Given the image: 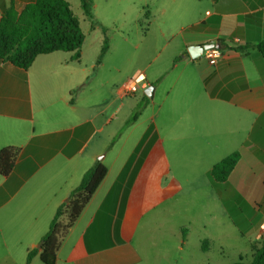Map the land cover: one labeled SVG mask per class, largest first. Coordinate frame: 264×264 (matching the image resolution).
Segmentation results:
<instances>
[{
  "label": "crops",
  "instance_id": "1",
  "mask_svg": "<svg viewBox=\"0 0 264 264\" xmlns=\"http://www.w3.org/2000/svg\"><path fill=\"white\" fill-rule=\"evenodd\" d=\"M11 1L21 11L33 0H0V15ZM145 6V29L132 34L94 15L78 60L53 52L27 70L0 63V151L18 149L0 176V264L25 263L97 161L106 176L56 264L247 263L262 242L264 0ZM208 44L219 45L215 65L205 50L188 54ZM136 73L146 86L126 95ZM235 152L218 193L211 169ZM230 248L231 261L211 263ZM30 264L43 263L36 255Z\"/></svg>",
  "mask_w": 264,
  "mask_h": 264
},
{
  "label": "trees",
  "instance_id": "2",
  "mask_svg": "<svg viewBox=\"0 0 264 264\" xmlns=\"http://www.w3.org/2000/svg\"><path fill=\"white\" fill-rule=\"evenodd\" d=\"M80 6L92 26L97 25L92 9V0H80ZM148 14L144 19L148 21ZM147 23V22H146ZM84 42L77 18L65 0H33L17 11L13 1L0 15V63H10L27 70L39 55L53 52H71L78 60ZM264 59V42L256 45ZM107 50L104 41L101 55ZM181 57L176 60H180ZM18 155V149L7 147L0 151V176L6 177L11 172ZM235 152L211 169V180L219 193L220 185L227 179L239 160ZM107 169L100 161L95 162L82 176L79 184L69 194L68 201L62 203L43 235L41 247L28 252L25 263L38 255L43 264H56L58 247L74 225L85 206L105 178ZM250 262L239 261L232 264H264V241L252 245Z\"/></svg>",
  "mask_w": 264,
  "mask_h": 264
},
{
  "label": "rangeland",
  "instance_id": "3",
  "mask_svg": "<svg viewBox=\"0 0 264 264\" xmlns=\"http://www.w3.org/2000/svg\"><path fill=\"white\" fill-rule=\"evenodd\" d=\"M65 1L68 2L73 15L77 18L82 32L87 31L90 20L84 15L80 6V0ZM145 8V0H94V2L92 0L93 14L105 25L112 27L111 25L114 23L118 30L126 34H132L135 30L143 31L145 29L147 22L144 19L145 11H150V8ZM152 240L150 241L153 242ZM232 250L235 251L233 248L227 249L226 253L218 256V258H216L214 253L211 263L231 261L234 255Z\"/></svg>",
  "mask_w": 264,
  "mask_h": 264
},
{
  "label": "built area",
  "instance_id": "4",
  "mask_svg": "<svg viewBox=\"0 0 264 264\" xmlns=\"http://www.w3.org/2000/svg\"><path fill=\"white\" fill-rule=\"evenodd\" d=\"M204 56L208 60L209 64L215 65L218 61V59L221 57V52L219 49L212 48L204 51ZM145 80L142 73H136L132 79L129 81V83L126 86V89L124 90V93L126 95L134 94L139 89L145 88ZM259 240L264 241V228L260 231L259 234Z\"/></svg>",
  "mask_w": 264,
  "mask_h": 264
},
{
  "label": "water",
  "instance_id": "5",
  "mask_svg": "<svg viewBox=\"0 0 264 264\" xmlns=\"http://www.w3.org/2000/svg\"><path fill=\"white\" fill-rule=\"evenodd\" d=\"M212 48L219 49V45L208 44V45L190 46L188 47L187 50H188V54L190 55V57L192 59H195L199 57L203 53L204 50H208ZM153 89H154L153 86H149L148 88L145 89L144 93L146 94L147 97L151 98ZM67 201L68 199L66 200V202ZM41 244L42 242H40L36 248L39 249L41 247Z\"/></svg>",
  "mask_w": 264,
  "mask_h": 264
}]
</instances>
